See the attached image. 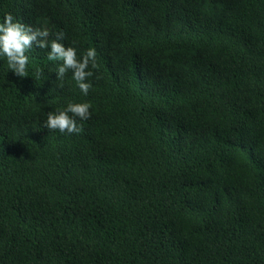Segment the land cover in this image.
<instances>
[{"label":"trees","instance_id":"obj_1","mask_svg":"<svg viewBox=\"0 0 264 264\" xmlns=\"http://www.w3.org/2000/svg\"><path fill=\"white\" fill-rule=\"evenodd\" d=\"M98 68L0 56V264H264V0H0ZM40 69L43 75L36 78ZM87 102L80 133L46 113Z\"/></svg>","mask_w":264,"mask_h":264},{"label":"clouds","instance_id":"obj_2","mask_svg":"<svg viewBox=\"0 0 264 264\" xmlns=\"http://www.w3.org/2000/svg\"><path fill=\"white\" fill-rule=\"evenodd\" d=\"M50 32L47 28H33L15 19L11 13L4 14L0 20V56L6 58L8 69L18 77H28L27 67L29 57L26 54L33 46L39 49L50 48L47 54L49 61H59L56 68V78L62 81L71 71L72 79L80 91L87 95L92 88L88 79L94 75L91 69L98 68L96 50L87 49L82 55H77V49L65 46L62 41L64 33L55 34V39L49 40ZM43 75L40 69L36 71V78ZM91 105L87 102H69L66 107L56 111H48L44 127L49 130H58L61 133H80L82 125L77 118L84 121L91 117Z\"/></svg>","mask_w":264,"mask_h":264}]
</instances>
